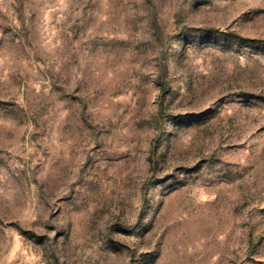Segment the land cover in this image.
Instances as JSON below:
<instances>
[{"label":"rangeland","instance_id":"1","mask_svg":"<svg viewBox=\"0 0 264 264\" xmlns=\"http://www.w3.org/2000/svg\"><path fill=\"white\" fill-rule=\"evenodd\" d=\"M0 264H264V0H0Z\"/></svg>","mask_w":264,"mask_h":264}]
</instances>
